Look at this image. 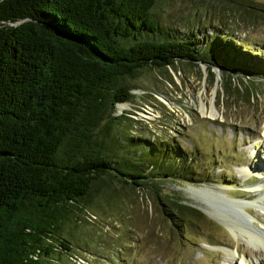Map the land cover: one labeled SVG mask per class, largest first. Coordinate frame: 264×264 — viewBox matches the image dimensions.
Wrapping results in <instances>:
<instances>
[{
    "label": "trees",
    "instance_id": "1",
    "mask_svg": "<svg viewBox=\"0 0 264 264\" xmlns=\"http://www.w3.org/2000/svg\"><path fill=\"white\" fill-rule=\"evenodd\" d=\"M155 2L0 0V264H36V252L56 261L52 239L71 248L62 233L84 211L100 210L88 197L104 178L147 188L170 219L202 218L158 183L193 178L189 159L168 142L140 144L114 127L134 74L177 60L211 66L209 52L224 60L225 47L221 55L199 50L196 40L158 28ZM224 63L227 71L237 64Z\"/></svg>",
    "mask_w": 264,
    "mask_h": 264
},
{
    "label": "rangeland",
    "instance_id": "2",
    "mask_svg": "<svg viewBox=\"0 0 264 264\" xmlns=\"http://www.w3.org/2000/svg\"><path fill=\"white\" fill-rule=\"evenodd\" d=\"M236 1L156 0L150 12L158 28L196 40L199 50L221 55L225 47L224 60L237 64L227 71L224 60L209 52L211 66L177 60L144 69L128 78L132 96L125 108L116 104L113 112L122 116L114 123L118 134L140 144L168 142L169 150L177 148L189 159L193 178L167 176L158 183L199 208L202 218L170 219L147 188L104 178L88 197L100 210L84 211V220L62 233L71 248L62 249L52 239V256L58 259L36 252V264H241V258L259 263L252 251L262 247L228 226L231 218L237 226L241 221L222 199L246 204L249 222L263 224L253 218H264V209L252 186L264 183V0ZM202 106L207 114L217 113L210 118ZM129 148L132 154L139 150L136 144Z\"/></svg>",
    "mask_w": 264,
    "mask_h": 264
},
{
    "label": "bare ground",
    "instance_id": "3",
    "mask_svg": "<svg viewBox=\"0 0 264 264\" xmlns=\"http://www.w3.org/2000/svg\"><path fill=\"white\" fill-rule=\"evenodd\" d=\"M126 104L122 103L119 104L118 107L119 109H123L125 108ZM205 107L202 106V114H205L206 116L213 118L215 116V114L217 113L216 110H210L208 112V114L205 111ZM252 191L256 192V196H255V200L260 202L261 207L264 209V183L260 182L255 184L254 186H252ZM215 195H213V197H219L218 194L214 193ZM254 194V192L252 193ZM222 198V197H221ZM223 199V203L226 205H229L232 207L233 211L236 213L237 217H239L240 219V223L241 226H237L236 221H235V217L229 219V222H227L228 226L232 227V228H236L238 229L242 234H245L246 236H248L249 241L250 242H256L259 243L260 246L262 247V250H255L252 251V256H258L260 258V261L258 264H264V260H262L261 256L262 253L264 252V218L257 214V215H253V218L257 221H260L261 223L263 222V224L261 225V227H256L253 224H251L249 222V218L250 216L247 214L248 210H246V208H244L246 206V204L240 202V201H231L225 198ZM208 211V210H207ZM206 211V212H207ZM233 211L231 212V214H233ZM210 214H212L210 211H208ZM246 212V213H245ZM253 213V212H252ZM231 217V216H230ZM229 218V217H228ZM223 221V220H222ZM239 221V220H238ZM263 251V252H262ZM248 252H244L241 251L242 256L244 257ZM247 262H244V259L241 258V264H247ZM250 264V263H248ZM251 264H256L254 261H251Z\"/></svg>",
    "mask_w": 264,
    "mask_h": 264
},
{
    "label": "water",
    "instance_id": "4",
    "mask_svg": "<svg viewBox=\"0 0 264 264\" xmlns=\"http://www.w3.org/2000/svg\"><path fill=\"white\" fill-rule=\"evenodd\" d=\"M206 212V211H205Z\"/></svg>",
    "mask_w": 264,
    "mask_h": 264
}]
</instances>
